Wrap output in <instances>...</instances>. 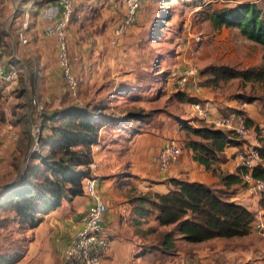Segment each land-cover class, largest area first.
I'll use <instances>...</instances> for the list:
<instances>
[{
    "label": "crops",
    "instance_id": "crops-1",
    "mask_svg": "<svg viewBox=\"0 0 264 264\" xmlns=\"http://www.w3.org/2000/svg\"><path fill=\"white\" fill-rule=\"evenodd\" d=\"M41 1L39 14L31 20L29 39L33 53L38 56L40 66L45 67L42 74L48 75L49 64L54 62L52 68L54 71L58 70L56 40L44 35V29L50 25L46 15L50 8L56 7V2L55 0ZM146 1L143 0L142 6ZM35 9L36 5L33 10ZM125 9V0H74V14L67 30L69 52L72 56L79 58L73 66L74 73L78 72L84 78L83 87L88 86L92 89L96 83L95 80L99 81L95 78V70L100 71L99 75L110 76L112 74L115 78L114 95L112 96L114 98L105 102L106 114L115 118H123L128 113L136 112L130 111L127 104H135L138 101L136 99L140 98L136 91L140 88L137 85L141 81H136L137 85L131 84L130 77L133 75L131 70L122 69L127 48L132 46L134 49L135 40L129 35L131 29L120 37L115 45L112 44L113 31L124 17ZM150 42L152 41L149 36L148 40L138 42L140 49L145 48L140 44H150ZM47 52L50 56L52 54L54 59L50 63L47 62L48 64L45 61ZM18 61L25 66L20 59ZM119 63L121 65H118ZM55 78L57 80V76ZM46 80L48 81L47 78ZM46 80L44 81L46 86L39 85L38 87L42 92L38 98L48 104L45 113L51 114L59 109L64 93L59 94L57 91L59 82H52L49 85ZM172 87V84H167L168 89L171 90ZM176 92L177 90H174L171 93L174 95ZM55 95H57V100H55ZM189 96L199 100L205 99L199 98L196 94L192 96L189 94ZM116 99H122L123 102H119V105L123 113L117 111L119 106ZM70 102L72 103L71 100ZM179 105L185 107L183 104ZM247 106L251 104L242 102L238 104L237 102V106L229 108L242 110L245 117L254 122L255 120L248 115ZM110 110H114L116 114H109ZM155 111L157 112L153 115L151 123L135 135H132L128 128L103 127L99 133L98 143L93 149V162L96 164L95 175L98 177L97 191L107 206L102 222V232L109 241V247L102 264H264V236L257 234L231 239L216 238L197 244L186 243L177 237L176 252L173 255L162 252L161 238L163 234L171 231L173 226H159L155 217L147 213L149 205L141 204L136 199L143 195L167 194L172 190L170 184L172 179L201 183L214 190L224 189L219 174H236L237 168L240 167L237 153L251 146L242 143L239 147L225 148L218 162L210 170H206L204 166L193 160V153L190 149L181 147L182 153L178 161L162 169L156 164L155 155L168 145L170 138H174L177 134L184 135L185 130L178 124L181 121L178 115L162 110ZM193 111L195 113L194 109ZM209 111L211 120L207 119L208 122H212L221 115L213 107ZM194 113H191L193 127L205 123ZM32 120L35 127L31 123L30 116L27 117L31 140L34 136L33 128L37 126L38 135L41 132L35 117H32ZM193 120L197 121L196 125L193 124ZM172 121H174L173 124ZM156 123L159 125L157 126ZM43 132L44 135L46 132ZM13 136H16L14 140L18 141V135ZM192 139L197 140L196 137ZM21 151L16 147H14V152L5 151L3 162L5 163V160L8 162L12 157L21 155ZM28 152L29 150L27 154ZM7 170L2 171L0 167V175L3 176L14 169L8 165ZM231 189L235 190L229 201L236 202L251 212L262 204L248 196L245 186L240 188L237 185ZM89 204L90 201L84 196H77L71 200L64 199L59 208L47 214L42 222L32 230H19L16 224H11L13 230L18 231V235L22 234L21 236L28 239V247L25 251L23 250L20 261L16 264L28 257L35 259V264L40 262L63 264L62 252L74 240L81 227V218ZM2 231L4 230H0V233Z\"/></svg>",
    "mask_w": 264,
    "mask_h": 264
},
{
    "label": "rangeland",
    "instance_id": "rangeland-1",
    "mask_svg": "<svg viewBox=\"0 0 264 264\" xmlns=\"http://www.w3.org/2000/svg\"><path fill=\"white\" fill-rule=\"evenodd\" d=\"M27 1L0 0L1 56L6 65L14 67L18 72V79L15 82L5 84L0 81V167L2 171H8V165L14 169L9 173L6 172L3 176L0 175V186L11 183L17 178L15 176H18L19 169L25 165L22 162L29 149L33 150L36 147L26 163L37 155H45L48 151L46 147L42 148L38 144L37 126L32 129L36 138L33 136V147L30 146L32 137L30 138L27 121L28 101L33 96L40 97L42 92L38 88L39 85L46 86L44 85L46 78L49 85L52 82H59L57 91L59 94L64 93L65 98L68 99L57 59L58 70L54 71L52 68L53 62L49 64L48 75L42 74L45 67L40 66L37 54L33 53L29 39L30 28L27 30V44L22 45L17 40L16 32L20 27L22 9ZM41 2V0H34L36 9L30 11L31 20L39 14ZM238 3H252L258 6L264 18V0H147L141 7L138 18L129 32L131 38L135 40L134 49L132 46L127 48L125 59L122 62V69L131 70L133 74L130 77V83L137 85L136 81H141L137 85L140 88L136 91L140 98L136 99L138 101L135 104H127V108L136 112H148L154 109L170 112L178 115L185 125L193 127L191 124V113H194L192 107L189 104H183L185 107L177 104L173 99L172 91H183L191 96L196 94L199 98H205L201 99L198 105L202 109H207L208 112L213 107L223 116L230 114L227 112L233 110L229 108L230 106H237V102L238 104L242 102L240 98L251 97L254 101L251 106H247V112L255 120L253 122L255 128L251 127L254 130V136L250 140L238 139L259 152L264 144V85L243 83L240 80L232 79L220 82L216 87L202 86L210 78L209 68L214 66L223 65L237 70L264 67V49L260 45L248 41L238 29H214L207 19L213 13L223 8L233 7ZM155 24L156 31L153 37L155 40H151L150 44H140L141 47H145L141 50L139 43L148 40L151 27ZM18 59L24 62L26 67ZM45 61L46 63L54 61L52 54L50 56L47 52ZM190 68L194 69L192 80L183 87L173 85ZM95 72L97 74V76L95 74V78H98L99 81L95 80L96 83L92 89L88 86L83 87L84 78L78 72L75 73L79 81L78 96L84 106H93L98 102H106L114 98L112 96L114 95L115 78L112 74L110 76L99 75V70H95ZM167 84H172L171 90L167 88ZM55 100H57V95H55ZM121 100L117 101L119 113H123L119 105V102H123ZM39 102L46 111L48 104L41 98ZM30 111L33 110L30 109ZM108 113L116 114L114 110H110ZM209 114L208 120H211V113ZM196 122L193 120V124L196 125ZM173 123L174 121H172ZM178 124L180 125V123ZM32 125L34 124L32 123ZM156 125L159 124L156 123ZM202 125H209V123ZM12 135H18V141L12 139ZM42 136H46V133ZM192 138L193 136L185 131L184 135L177 134L170 140L175 139L184 148L187 140ZM96 145H92L91 148L92 162L94 159L93 149ZM14 147L17 150H22L21 155L12 157L8 162L5 160L4 163L2 160L4 152H14ZM243 152L241 149L240 153ZM242 187L243 185H240V188ZM230 193L226 192V194ZM12 226L10 225L0 233V253L13 254L18 251L22 253L28 247V239L21 236L22 234L18 235V231L15 232ZM34 261L35 259L28 257L19 264H35ZM52 264L57 263L53 262Z\"/></svg>",
    "mask_w": 264,
    "mask_h": 264
},
{
    "label": "trees",
    "instance_id": "trees-1",
    "mask_svg": "<svg viewBox=\"0 0 264 264\" xmlns=\"http://www.w3.org/2000/svg\"><path fill=\"white\" fill-rule=\"evenodd\" d=\"M212 28L238 29L248 41L264 49V18L258 6L252 3H238L223 8L207 18ZM156 24L149 32L150 40H155ZM210 78L202 86L216 87L220 82L237 79L243 83L264 85V67L237 70L227 66L209 68ZM65 98L59 109L51 114H42L38 126L40 147L48 149L45 155H37L24 163L18 171V179L10 188L0 192V230L16 224L19 230L36 228L43 218L60 207L64 199L71 200L83 196V182L90 177L92 145L97 144L98 132L105 127L128 128L132 135L141 132L153 119L155 110L131 112L123 118L106 114L107 105L101 101L93 106L78 107ZM179 104L196 105L201 101L190 97L183 91L174 93ZM244 104H252L251 97L240 98ZM230 114H241L242 110H230ZM33 123V114H28ZM27 116V117H28ZM57 122H59L57 124ZM248 127L253 122L245 117ZM180 126L197 140L188 139L184 147L193 153V160L206 170L219 160L227 147H239L242 141L229 131L215 129L213 126L190 127L180 121ZM46 131V136L42 132ZM49 132V133H48ZM264 162V144L259 149ZM250 173L253 178L264 180V167L258 165L250 171L238 167L236 174H219L224 189L214 190L204 184L170 180L172 190L165 195L139 196V203L148 204V215L155 217L161 227L173 226L162 236L161 250L173 255L176 252V238L186 243H202L216 238H241L251 234L255 212L242 205L229 201L234 186L245 184L242 175ZM231 192L226 194V192ZM21 251L13 254H0V264H16Z\"/></svg>",
    "mask_w": 264,
    "mask_h": 264
},
{
    "label": "built area",
    "instance_id": "built-area-1",
    "mask_svg": "<svg viewBox=\"0 0 264 264\" xmlns=\"http://www.w3.org/2000/svg\"><path fill=\"white\" fill-rule=\"evenodd\" d=\"M56 7L49 9L46 19L50 25L44 29V35L53 37L57 46V62L60 69L65 92L69 99L78 107H83L79 94V81L74 73V64L79 61L78 56H72L69 52L67 38L68 26L71 23L74 14V0H55ZM143 0H125V15L119 25L113 31L112 44H116L118 39L125 35L135 24L139 11L142 7ZM34 0H28L22 9V21L16 32L17 40L20 44L25 45L28 42L27 30L31 24L30 11L34 9ZM194 69L190 68L177 79L176 83L183 87L192 80ZM18 79V72L14 67L4 63L1 56L0 47V80L5 84H11ZM29 114L38 121L42 114L45 113L44 107L38 98L33 96L28 101ZM197 116L209 123L215 129H221L233 132L239 139L250 140L254 136V130L248 127L245 117L241 114L220 115L212 122H208V110L202 109L200 105H192ZM30 109L33 111L31 112ZM16 139V136L12 137ZM182 153V148L178 141L171 139L168 145L161 149L155 155V162L162 169H166L171 164L178 161ZM240 160V167L251 170L264 162L260 158V153L253 148L246 149L243 153H237ZM96 164L90 165V177L83 182V196L90 201V204L81 218V227L74 240L68 244L62 252L63 264H102L106 251L109 247L108 239L103 235L102 222L107 206L100 197L97 186L98 177L95 175ZM245 184V190L249 197L255 198L262 202L255 212V220L251 227V234L264 236V180L253 178L248 172L241 176Z\"/></svg>",
    "mask_w": 264,
    "mask_h": 264
},
{
    "label": "water",
    "instance_id": "water-1",
    "mask_svg": "<svg viewBox=\"0 0 264 264\" xmlns=\"http://www.w3.org/2000/svg\"><path fill=\"white\" fill-rule=\"evenodd\" d=\"M28 158H29V154H27L25 156V158L23 160V164L26 163V161L28 160ZM18 177H19V175L17 176V178L13 182L0 186V191H3V190H6V189L10 188L17 181Z\"/></svg>",
    "mask_w": 264,
    "mask_h": 264
},
{
    "label": "bare ground",
    "instance_id": "bare-ground-1",
    "mask_svg": "<svg viewBox=\"0 0 264 264\" xmlns=\"http://www.w3.org/2000/svg\"><path fill=\"white\" fill-rule=\"evenodd\" d=\"M31 146L33 147V140H32V144H31ZM35 146H36V143H35ZM35 149H36V147H35L33 150L29 149L28 154H29V155H32V154L34 153Z\"/></svg>",
    "mask_w": 264,
    "mask_h": 264
}]
</instances>
